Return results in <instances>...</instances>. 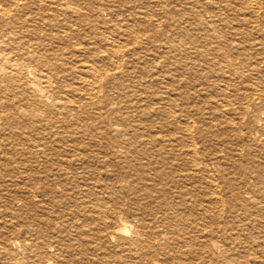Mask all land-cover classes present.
Instances as JSON below:
<instances>
[{
	"label": "bare ground",
	"instance_id": "1",
	"mask_svg": "<svg viewBox=\"0 0 264 264\" xmlns=\"http://www.w3.org/2000/svg\"><path fill=\"white\" fill-rule=\"evenodd\" d=\"M0 264H264V0H0Z\"/></svg>",
	"mask_w": 264,
	"mask_h": 264
}]
</instances>
